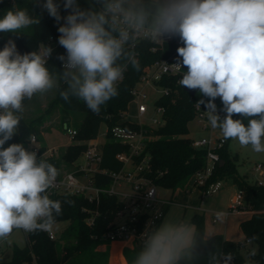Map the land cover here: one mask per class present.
<instances>
[{"label":"clouds","instance_id":"obj_1","mask_svg":"<svg viewBox=\"0 0 264 264\" xmlns=\"http://www.w3.org/2000/svg\"><path fill=\"white\" fill-rule=\"evenodd\" d=\"M42 7L58 23L64 21L58 44L66 55L57 57L63 71L47 66L50 45L21 54L8 39L0 50V241L15 229L47 230L55 222L53 214L62 213L61 202L47 194L58 169L22 143L4 147L18 133L23 101L62 83L65 102L77 97L99 114L100 106L118 95L117 83L128 65L140 70L134 51L139 39L164 43L165 37H178L182 46L171 67L187 69L179 84L208 98L199 104L225 140L264 152V0H88L87 8L79 0H63L66 16L54 0H44ZM39 24L28 8L17 7L0 18V33ZM233 116L249 118L247 125ZM225 216L217 213L218 219ZM141 239L130 264H195L203 257L207 264H231L234 258L231 252H202L207 243L189 219H164ZM249 255L255 256L256 249Z\"/></svg>","mask_w":264,"mask_h":264},{"label":"trees","instance_id":"obj_2","mask_svg":"<svg viewBox=\"0 0 264 264\" xmlns=\"http://www.w3.org/2000/svg\"><path fill=\"white\" fill-rule=\"evenodd\" d=\"M60 3L61 16H66L63 8V0H54ZM82 8L88 7V0H79ZM28 8L29 15L40 18V24L28 29H21L18 33H0V50L3 49L8 39H13L21 54L37 51L41 43L53 48L52 55L47 66L55 71H63L62 62L57 59L59 55H66V50L58 44L60 33L58 28L63 24L50 17L46 10L36 5L35 0H0V18L8 10L15 8ZM53 38V40L51 39ZM178 37L165 42L156 51L152 50L154 42L141 39L135 44L134 51L140 64V70L136 71L131 64L124 71L123 79L117 83L118 95L100 106L99 114L92 112L84 101L77 97H70L65 102L60 96L64 85L61 83L57 88L56 96L48 104L46 111L52 113L59 106V115L62 125L69 118L70 112H82L84 114L80 124L76 126L78 133L77 141L97 139L101 125L107 126L121 124L123 126L140 129L138 123L126 119L129 104L133 100L132 90L140 81L152 64L162 58L175 55L178 57ZM54 68V69H53ZM160 86L169 87V93L162 95L157 104L165 107V123L157 127L147 124L143 126L146 135L145 153L150 155V170L146 175L158 186L172 190V195L178 188L190 191L195 185L194 175L205 169L207 163V150L194 147L192 138L189 137V122L195 118V102L202 96L198 90L191 91L178 83L177 76L164 75L158 82ZM26 98L23 104L27 102ZM223 107L221 100L217 102ZM21 117L18 128V136L14 143H22L24 147L32 134L41 135L43 129V114L28 119ZM233 119H242L245 125L249 118L233 116ZM102 145V159L99 167L106 168L110 174L95 173V184H109L112 181L113 171H119L123 162L117 158V153L127 150L128 145L116 141L108 133ZM87 148L86 143L77 142L67 146L60 158H50L49 163L61 167L64 163L71 165L80 158ZM224 163L216 166L214 175L209 182L221 180L224 176H231L239 189L244 192L247 207L254 211L250 217L241 221L240 225L246 239L237 242L226 238L222 233H216L209 237L205 235L204 215L197 213L194 222L202 239L207 243L201 251L209 250L216 252H231L233 260L238 264H246L243 250L247 247V239L251 238L256 243V255H249L251 249L246 250L250 264H264V185L256 181H249L246 176L237 172L236 162L232 153L227 148V141L218 149ZM63 160V161H62ZM58 201L62 204V213L54 215V224L60 221H68V226L57 236L51 239L45 230H36L27 233V244L23 248H15L14 257L9 261H0V264H109V245L111 239L108 232L115 226L114 220L123 203L114 194L103 193L99 199L89 200L82 194L59 195ZM66 201H72L69 205ZM255 237V239H253ZM106 244L107 248L101 250L99 246ZM141 245L133 244L124 249V255L130 264ZM195 264H207L206 257L201 258Z\"/></svg>","mask_w":264,"mask_h":264},{"label":"built area","instance_id":"obj_3","mask_svg":"<svg viewBox=\"0 0 264 264\" xmlns=\"http://www.w3.org/2000/svg\"><path fill=\"white\" fill-rule=\"evenodd\" d=\"M174 38L175 37H165L164 39L165 42H167L172 41ZM51 39L53 40V38ZM140 40L141 39L138 41ZM177 41L179 45H182L179 38ZM164 43L154 42L152 50L156 51L158 47L162 46ZM177 59L178 57L171 55L155 61L151 68L141 76L140 81L132 90L133 100H136L137 102L138 115L139 117H142L150 111L144 102V100L148 97V92L145 87L151 85L161 88L162 93L156 99L155 105L151 110L159 116V118H156L155 116L152 120V124H147L151 127H157L165 123V107L157 104V100L162 95L169 93V87L160 86L158 82L164 75H174L177 76L179 83V80L182 78V72L187 71L186 67L182 68L179 72L176 71L175 68L171 67V65L177 62ZM201 99L203 98L197 99L194 105L195 118L203 124L205 129L214 130L204 113L207 111L205 105L199 104ZM203 100L207 101V99ZM218 100L220 99L217 98L215 100L218 108V115L221 119H223L225 113L220 111L222 108L218 106ZM136 123L141 126L140 129L123 126L121 124H116L110 127L107 126L106 135L109 133L116 141L128 145L127 150L117 153V158L122 161L124 165L119 171L111 172V183L107 185L95 184V173L99 172L103 175L108 173L110 174L108 169L101 168L98 165L102 159L103 143H97L96 139H90L87 141L75 140L74 143L82 142L87 145V148L80 156V158L82 157L84 161L82 162L79 158L80 160L78 159L70 170H66L64 165L58 167L56 164L52 163L58 169L59 175L56 179L55 185L48 190L47 194L49 195V198L54 201H58L59 195L65 194H82L89 200L99 199L100 195L103 193L116 195L122 201L123 205L116 214V218L114 220L115 226L108 232V237L111 240H124L132 244L141 245L142 233H144L148 228L159 224L164 215L166 206H168L172 201L163 199L158 191L157 185L154 184L146 175V173L150 170L151 163L150 155L144 152L146 135L143 126L145 123ZM63 128L66 133L75 139V136L78 133L76 127L72 126L66 120L63 123ZM226 141L227 140L224 139L223 135L192 139L194 147L200 149L204 148L207 150V163L205 169L197 172L192 181L195 185L201 187L204 193H215L221 186L220 180L209 182V179L214 175L216 166L221 161L218 149L223 147ZM25 148L30 151H35L38 159L43 158L48 161L50 158H59L57 149L43 144L40 137L36 134H32L30 136ZM127 164H131L133 168V170L129 173H125V167ZM262 168L263 165L261 163H257L255 166L257 171H261ZM124 179L128 180L132 184L133 191L131 193H117L115 191V185H121V181ZM256 182L260 185H264V180H258ZM253 211V209L247 207L246 205L243 190L238 189L237 193L232 198L230 209L226 212V216L232 213H252ZM214 221H216V219H214ZM53 225L49 229L45 230L51 239H55L58 236L53 231ZM247 242H252V239L248 238Z\"/></svg>","mask_w":264,"mask_h":264},{"label":"rangeland","instance_id":"obj_4","mask_svg":"<svg viewBox=\"0 0 264 264\" xmlns=\"http://www.w3.org/2000/svg\"><path fill=\"white\" fill-rule=\"evenodd\" d=\"M36 3V2H35ZM44 0H39L36 5L45 10L42 5ZM148 92V97L144 100L150 111L142 117H139L137 112V102L132 100L129 104V108L126 114V119L131 121L143 122L145 124H152L153 118H159L152 110L155 105L156 99L161 95V88L148 85L145 87ZM57 88L50 90L45 94H36L31 100L25 102L24 110L18 115L24 118H34L43 114V129L41 132L40 140L48 147L56 148L58 157L62 156L67 146L75 142L63 128L61 116L59 115V106H57L52 113L46 111L48 104L56 96ZM84 114L82 112L72 111L69 118L66 119L72 126L76 127L80 124ZM189 137L192 139H199L201 137L220 136L222 132L219 128L214 130L205 129L203 124L199 122L197 118H194L189 122ZM107 125L103 123L101 125L99 136L96 139L97 143H104L106 136ZM17 134L6 144L4 147H8L14 143ZM227 148L232 153L236 162L237 172L240 175L246 176V178L255 182L256 180H264V176L255 169L257 163L264 165V152L257 153L252 150L251 146L242 147L236 140H227ZM61 159V158H60ZM81 161L84 159L81 157ZM79 159V160H80ZM63 161V160H62ZM66 170H70L71 165L64 163ZM133 168L131 164H127L125 167V173H129ZM221 186L215 193H204L201 187L193 185L190 191H186L184 188H178L172 195V190L158 186V191L163 199L171 200L172 202L166 206L164 215L160 222L164 219H189L194 224V216L197 213L204 215L205 233L221 230L230 239L237 242H241L246 239L245 234L240 225V219L242 214L232 213L229 217H223L218 222L212 221V218L217 216V213H226L230 209L231 201L234 195L238 191V186L234 183L231 176H224L221 180ZM121 185H115V191L117 193H131L133 186L128 180H122ZM121 197L120 195H118ZM200 204L202 210L196 208ZM119 220V219H117ZM159 222V223H160ZM68 226V221H60L53 225V231L59 235ZM27 233L22 229H15L12 234L4 241H0V261H9L14 257L15 248H23L27 244ZM256 246L254 242H247L246 249L243 250L246 264H250V259L246 250L252 249ZM28 264V263H25ZM36 264V263H32ZM231 264H238L234 260Z\"/></svg>","mask_w":264,"mask_h":264},{"label":"crops","instance_id":"obj_5","mask_svg":"<svg viewBox=\"0 0 264 264\" xmlns=\"http://www.w3.org/2000/svg\"><path fill=\"white\" fill-rule=\"evenodd\" d=\"M17 136H18V133H17ZM17 136H16V138H17ZM16 138H15V140H16ZM259 172L261 173L262 176H264V165H263L262 170L259 171ZM258 180H256V181H258ZM196 208L198 210H202V208L200 207V204L197 205ZM238 214H242L243 215V217L240 219V223H241L242 220L250 217V215L252 213L251 212H243V213H238ZM229 216H225V217L227 218ZM214 219H216V221H214ZM218 220L219 219L217 218V216H215V217L212 218V221H214V222H218ZM216 233H222L226 238L230 239L221 230H217V231H214V232H208V233H205V235H206V237H209V236H211L213 234H216ZM132 245L133 244L130 243V242H128V241H124V240H112L111 243H110V245H109V264H129L128 261H127V259H126V257H125V255H124V249L126 247H130ZM99 248L101 250H105L107 248V245L106 244H103V245L99 246Z\"/></svg>","mask_w":264,"mask_h":264},{"label":"water","instance_id":"obj_6","mask_svg":"<svg viewBox=\"0 0 264 264\" xmlns=\"http://www.w3.org/2000/svg\"><path fill=\"white\" fill-rule=\"evenodd\" d=\"M189 90H190V89H189ZM190 91H191L192 94H195V93H196L195 90H190ZM224 162H225L224 159H221L220 164L222 165Z\"/></svg>","mask_w":264,"mask_h":264}]
</instances>
